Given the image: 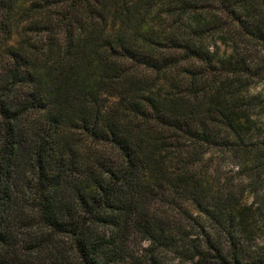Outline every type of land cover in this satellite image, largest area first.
Masks as SVG:
<instances>
[{
  "label": "trees",
  "instance_id": "trees-1",
  "mask_svg": "<svg viewBox=\"0 0 264 264\" xmlns=\"http://www.w3.org/2000/svg\"><path fill=\"white\" fill-rule=\"evenodd\" d=\"M156 1L0 0V264H114L115 241L95 227L122 220L151 238L164 232L138 200L166 179L170 146L178 158L189 140L234 154L264 150L244 140L246 121L234 109L215 113L225 135L195 112V68L186 69L185 93L166 101L146 94L151 84L138 70L158 79L180 63L211 69L216 52L195 39L219 22L217 13L236 30L222 36L234 43L232 62L239 31L262 34L264 0H177L179 12L191 9L190 32L172 34L174 48L163 54L149 51L162 43L146 35L139 9ZM103 90L116 98L106 107ZM175 168L187 187L183 159ZM201 212L228 247L206 238L198 264H264V252L247 262L241 256L243 215L232 204L216 199Z\"/></svg>",
  "mask_w": 264,
  "mask_h": 264
},
{
  "label": "rangeland",
  "instance_id": "rangeland-1",
  "mask_svg": "<svg viewBox=\"0 0 264 264\" xmlns=\"http://www.w3.org/2000/svg\"><path fill=\"white\" fill-rule=\"evenodd\" d=\"M161 1L157 0L153 7H146L144 3L139 6L140 16L150 29L146 35L162 43L158 49L149 50L155 54L158 51L162 54L172 52L174 46L169 40L172 34L178 38L190 32L186 18L191 9L179 12L180 8L175 4L177 0ZM170 1L175 4L172 6L176 7L175 10L168 7ZM189 1H196L198 5L202 3L201 0ZM217 17L219 22L211 25L209 33H201L195 39L203 51L207 48L216 52V64L211 69L200 70V64L180 63L158 79L155 73L139 67V73L142 76L145 73L151 84L146 94L166 101L170 92L185 93L186 69L193 67L199 71L195 112L217 126L216 132L225 135V129L218 126L215 113L225 108L229 111L234 109L240 120L246 121L244 129L247 128L248 132L245 131L244 140L251 139L259 148H264V22L260 25L262 34L239 31L236 39L239 55L229 61L233 70L227 71V59L234 43L223 41L222 36L229 39L236 30L231 27L228 15L217 13ZM133 24L136 21L132 23L134 27ZM2 55L3 50L0 57ZM219 61H223L225 66L218 64ZM107 92L103 90L99 96L104 107L116 101ZM207 114L211 115L208 117ZM75 138L80 137L75 134ZM181 145L180 151H185L183 158H178L176 148L170 146L165 154L166 179L144 199L138 200L147 208L149 218L151 214L159 217L163 233L151 238L134 229L130 222L122 220L117 226L99 223L95 227L99 237L115 241L114 264H151L152 260L159 264H198V251L204 249L206 238L222 248L228 247L224 232L214 229L201 212L202 208H210V202L216 199L232 204L243 215L242 228L236 234V240L244 261L264 252V150L234 154L220 148V145H205L200 141L189 140ZM207 149V152H202ZM180 159H183L184 178L189 183L187 187L180 185L185 179L176 178L175 166ZM196 198L200 199V206ZM62 246L67 251L66 241Z\"/></svg>",
  "mask_w": 264,
  "mask_h": 264
}]
</instances>
